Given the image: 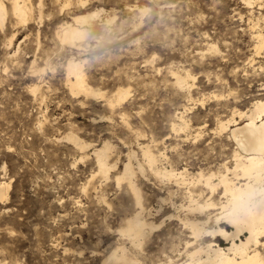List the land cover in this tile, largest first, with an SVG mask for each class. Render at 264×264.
<instances>
[{"label":"rangeland","instance_id":"1","mask_svg":"<svg viewBox=\"0 0 264 264\" xmlns=\"http://www.w3.org/2000/svg\"><path fill=\"white\" fill-rule=\"evenodd\" d=\"M24 1L26 22L14 14L12 0H2L0 181L11 187L0 201V264H123L107 261L122 247L132 264H175L200 245H230L222 236L193 240L183 222L209 216L207 227H218L223 187L212 196L197 175L215 174L218 183L227 167L234 169L235 153L244 154L232 131L249 122L240 113L264 100V46L256 38L264 0ZM83 15L85 36L64 42L65 24L76 25ZM72 58L99 95L71 91ZM187 73V86H179L174 77ZM118 89L129 90L121 102ZM230 119L236 122L222 129ZM105 142L114 166L109 177L94 154ZM143 146L162 154L160 168L185 171L184 177H158ZM132 152L144 215L157 226L141 246L120 232L137 210L129 182L118 183ZM190 191L202 192L201 202L212 197L215 208L190 211ZM187 241L194 244L187 248Z\"/></svg>","mask_w":264,"mask_h":264},{"label":"bare ground","instance_id":"2","mask_svg":"<svg viewBox=\"0 0 264 264\" xmlns=\"http://www.w3.org/2000/svg\"><path fill=\"white\" fill-rule=\"evenodd\" d=\"M12 1V10L14 14L22 22H26L30 14L29 5L25 3L24 0ZM247 2L248 5H251L254 3V0H247ZM93 14L94 15L89 16V19L90 17L94 19L95 16L97 17V15H99L97 12ZM6 15L7 8L4 2L0 0L1 23H4ZM87 18L86 15H83L82 17L76 18V25L65 24V27L63 26L64 30H61L62 40L64 42L74 43L82 39L86 34V28L83 25L85 22H88ZM256 31H258L256 34L259 43L258 48H261L264 46V28L260 32L259 30ZM66 71L73 93H83L86 96H96L100 94L87 83L81 61H77V59L74 58L70 59L67 63ZM190 76V73H187L186 76L176 74L174 78L179 86H187L186 84H188V78ZM115 95L118 98L117 100L121 102L128 97L129 90L118 89ZM240 114L246 117L249 122L246 121L245 123L247 124L244 123L245 125L243 124V127L236 128L232 131L233 136L238 137L236 140L239 143V147H241L240 149L244 152V154L241 152L235 153L234 159L236 162L234 169L230 170L227 167V173L219 175L218 183L216 181V183H213L215 174L207 176L205 173L200 172L197 175L198 183H204L203 181H205L206 186L211 190L212 196L217 192L219 187H223L226 201L223 203L221 202V206L219 207L221 211L216 215L215 221L218 227H207L210 220L209 216L207 218L208 220L196 218L194 220L187 219V221L183 222V224L189 228L193 240L195 239L198 241L205 237L222 236L230 242V245L222 247L213 241L205 245H200L188 251L186 260L175 264H264V255L261 250H259L260 247L264 248V100H257L250 112L248 111ZM183 118L184 117L181 116L183 123L180 125V129L186 124ZM232 122L236 121L230 119L228 124L227 122L225 124L223 123L221 128H224V130L230 128ZM173 128L175 129L176 126L173 125ZM68 139L82 148L87 147V144L75 134H69ZM110 149L111 144L109 142H105L103 146L94 149L99 171L104 177H109L110 170L114 167L111 166L112 164H110L109 161ZM142 150L147 164L150 166L151 170L155 171L154 173L158 177L169 179L184 177L185 171L181 170L177 172L174 169L160 168L157 165L159 158H161L159 156H162V154L157 155L148 146H143ZM131 156L136 155H134L133 152L130 154V160L125 164L122 175L118 177V183L122 180H127L129 182L135 194L137 210L128 218L126 227L122 228L120 232L136 246H141L143 240L147 237V230L154 229L157 226L153 222H150L144 215L145 206L143 203V196L134 181L136 171L133 167L134 163L132 164L131 162V158H133ZM137 167L138 171L144 174L145 168L140 162L137 163ZM230 174H232L231 176L233 177H230ZM10 187L11 183L4 180L0 181V201L8 197ZM196 187L197 184L195 185V188ZM190 192V211H197L203 214L208 208H215L216 203L212 201V197L207 200L205 198L206 201L201 202L200 198L202 196L201 194H203L202 192L200 194L198 193L199 195H196L197 193L195 194L194 191ZM150 211L148 212L151 213ZM158 212L156 213L158 214ZM150 215L151 214H149V216ZM222 221L231 225L233 228L232 231L228 230L226 227H222L220 225ZM193 244L194 242L187 241V248ZM107 261H120L123 264H132L133 260L127 253L125 247H122L109 254ZM170 262H172L171 258Z\"/></svg>","mask_w":264,"mask_h":264}]
</instances>
